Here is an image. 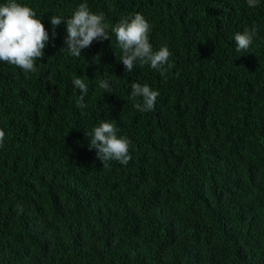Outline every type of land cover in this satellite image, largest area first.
Wrapping results in <instances>:
<instances>
[{"label":"trees","instance_id":"obj_1","mask_svg":"<svg viewBox=\"0 0 264 264\" xmlns=\"http://www.w3.org/2000/svg\"><path fill=\"white\" fill-rule=\"evenodd\" d=\"M16 2L50 42L33 73L0 62V264H264V0ZM81 3L110 39L74 57L49 18ZM136 13L153 50L171 52L164 76L120 62L111 30ZM253 26L236 51L234 34ZM134 82L160 93L153 111L133 107ZM103 121L131 141L126 166L88 149Z\"/></svg>","mask_w":264,"mask_h":264},{"label":"clouds","instance_id":"obj_2","mask_svg":"<svg viewBox=\"0 0 264 264\" xmlns=\"http://www.w3.org/2000/svg\"><path fill=\"white\" fill-rule=\"evenodd\" d=\"M246 3L249 8H255L259 5V0H246ZM104 20L103 13L91 12L85 3H81L70 18L59 16L49 18L53 39L56 36L55 28L62 23L66 26L64 47L74 57H80L81 50L91 46L93 41L110 39ZM111 31L122 51L120 62L124 66V71L132 72L138 62L140 66L147 65L164 76L172 67L169 63L171 52L166 46L153 50L149 40L151 26L141 14L136 13L134 16L120 20ZM256 34L255 26L250 30L235 33L236 51L247 52ZM49 42V32L41 20L36 18L32 8L21 5L16 0H7L6 3L0 4V62L18 67L25 74L33 73L37 70L36 62L44 58V49ZM72 84L80 93L76 107L86 108L88 84L79 77L75 78ZM99 87L107 91L110 85L107 80H101ZM159 95L158 91L147 84L136 82L131 84L130 98L136 101L133 107L139 112L153 111ZM117 132L118 129L113 123L103 121L85 134L88 138V149H95L103 167H109L112 161L126 166L131 160L129 152L131 141L125 136H118ZM5 136V131L0 129V148L4 147ZM20 211L23 209L20 208Z\"/></svg>","mask_w":264,"mask_h":264}]
</instances>
